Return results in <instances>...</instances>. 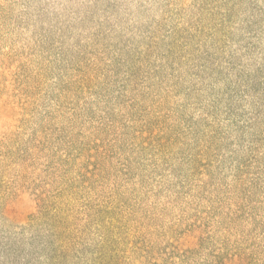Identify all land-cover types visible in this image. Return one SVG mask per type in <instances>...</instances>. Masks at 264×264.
Wrapping results in <instances>:
<instances>
[{
  "label": "rangeland",
  "instance_id": "rangeland-1",
  "mask_svg": "<svg viewBox=\"0 0 264 264\" xmlns=\"http://www.w3.org/2000/svg\"><path fill=\"white\" fill-rule=\"evenodd\" d=\"M82 73H95L97 94L110 100L148 87L149 95L169 99L174 128L192 148L210 147L223 183L252 149L253 157L264 156V0H0V148L19 125L22 79L39 74L46 81L38 117L26 127L32 131L51 99ZM92 91L79 99L95 98ZM11 167L0 163V264H90L111 241L105 231L69 223L63 243L46 223L31 222L36 176ZM5 192L14 202L9 214ZM191 207L164 209L157 223L165 231L147 235L138 249L116 238L119 257L125 264L206 263L204 248L192 257L194 241L168 228L191 218ZM66 244L83 261L56 259Z\"/></svg>",
  "mask_w": 264,
  "mask_h": 264
},
{
  "label": "trees",
  "instance_id": "trees-1",
  "mask_svg": "<svg viewBox=\"0 0 264 264\" xmlns=\"http://www.w3.org/2000/svg\"><path fill=\"white\" fill-rule=\"evenodd\" d=\"M21 81L19 125L2 141L0 163L7 168L15 164L22 176H36L37 212L29 216L31 222L46 223L63 243L62 230H70L69 223L103 230L111 241L88 263L125 264L115 239L134 249L146 245L147 235L165 231L157 223L162 211L183 203L192 205V217L168 228L194 241L192 257L204 248V264H264V156L253 157L256 149L223 183L215 176L210 147L200 143L192 148L174 128L166 113L169 99L149 95L148 87L110 100L97 94L95 73L69 81L51 99V110L41 112L39 123L28 131L38 117L46 81L39 74ZM87 90H94L97 98L79 99ZM189 149L191 156L184 152ZM6 196L8 192L2 199L9 214L14 202L7 203ZM69 247L62 245L56 259L83 261L70 255ZM181 259L189 256L182 254Z\"/></svg>",
  "mask_w": 264,
  "mask_h": 264
}]
</instances>
